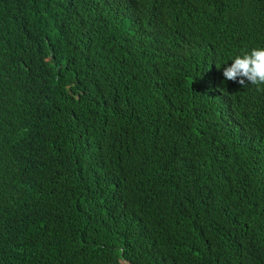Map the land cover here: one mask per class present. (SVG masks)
Masks as SVG:
<instances>
[{"label":"trees","instance_id":"16d2710c","mask_svg":"<svg viewBox=\"0 0 264 264\" xmlns=\"http://www.w3.org/2000/svg\"><path fill=\"white\" fill-rule=\"evenodd\" d=\"M264 0H0V264H264Z\"/></svg>","mask_w":264,"mask_h":264},{"label":"clouds","instance_id":"9594fccd","mask_svg":"<svg viewBox=\"0 0 264 264\" xmlns=\"http://www.w3.org/2000/svg\"><path fill=\"white\" fill-rule=\"evenodd\" d=\"M223 77L242 87L264 85V47L252 48L235 56L231 66L224 68Z\"/></svg>","mask_w":264,"mask_h":264}]
</instances>
